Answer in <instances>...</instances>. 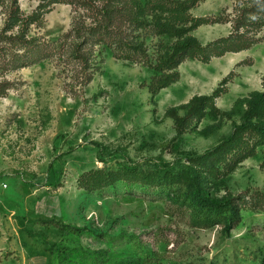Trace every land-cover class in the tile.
<instances>
[{"label":"rangeland","instance_id":"rangeland-1","mask_svg":"<svg viewBox=\"0 0 264 264\" xmlns=\"http://www.w3.org/2000/svg\"><path fill=\"white\" fill-rule=\"evenodd\" d=\"M0 84V264H264V0H0Z\"/></svg>","mask_w":264,"mask_h":264},{"label":"trees","instance_id":"trees-1","mask_svg":"<svg viewBox=\"0 0 264 264\" xmlns=\"http://www.w3.org/2000/svg\"><path fill=\"white\" fill-rule=\"evenodd\" d=\"M184 47H185V44L183 43V44H181V45L178 47V49H183ZM0 86H1V84H0ZM195 100H196V98L193 96V97L189 100V102H193V101H195ZM257 129L260 130V131H263V132H264V125H263V126H258Z\"/></svg>","mask_w":264,"mask_h":264}]
</instances>
